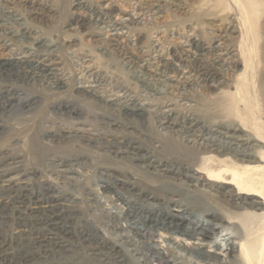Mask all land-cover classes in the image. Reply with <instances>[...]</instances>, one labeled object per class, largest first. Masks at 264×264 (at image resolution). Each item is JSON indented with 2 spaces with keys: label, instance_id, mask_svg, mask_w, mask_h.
<instances>
[{
  "label": "rangeland",
  "instance_id": "rangeland-1",
  "mask_svg": "<svg viewBox=\"0 0 264 264\" xmlns=\"http://www.w3.org/2000/svg\"><path fill=\"white\" fill-rule=\"evenodd\" d=\"M105 2L0 0V53L11 63L0 71V264L212 263L187 251L193 240L177 245L181 236L144 225L145 210L170 197L193 221H228L213 225L207 250L260 238L264 209L244 213L204 184L191 173L195 155L159 132L161 121L193 118L247 133L264 152V0ZM128 12L137 18L114 24ZM217 35L236 49L221 60ZM183 71L186 80L166 79ZM84 82L94 95L78 90ZM139 104L142 113L127 110ZM135 148L166 167L144 168ZM246 160L258 164L256 153Z\"/></svg>",
  "mask_w": 264,
  "mask_h": 264
},
{
  "label": "bare ground",
  "instance_id": "bare-ground-1",
  "mask_svg": "<svg viewBox=\"0 0 264 264\" xmlns=\"http://www.w3.org/2000/svg\"><path fill=\"white\" fill-rule=\"evenodd\" d=\"M104 1H106L105 6L113 2V0ZM125 13L115 18V25H121L126 19H134L138 16V14L134 12ZM123 16L129 17L124 18ZM111 35L112 33L110 32L105 33V37L107 38ZM161 38L162 35L154 38V45H156ZM217 38V44L215 47L218 49L220 48L221 50L218 57L220 60L224 57V55H227L228 51L236 50L235 48L230 49L224 45V36L217 35ZM180 44L188 48L184 50L189 51V47L196 44V41L193 39L192 34H189L187 35V38L181 41ZM1 48L2 45L0 46V50ZM167 52L169 51L167 50ZM20 58H22V56L16 57V61H20ZM9 64H11L10 61L8 62L7 59H4L0 53V71H6ZM49 66L50 63L42 64V67H45V69L48 70H50ZM187 77V72L183 71L179 76H170L166 79L175 82L177 80H186ZM172 85L174 86V84ZM77 88L78 90L89 93L90 95H94L96 93L95 87L89 85L88 83L77 86ZM100 99L108 101L103 97H100ZM117 99V96L114 97V95H112V104ZM122 105L124 104L122 103ZM143 108V104H139L133 108H127V110L140 114L143 112ZM184 122L185 123H183L181 128H176L178 124L177 122L169 121V119L161 121V132L159 133L164 136V139L162 138V140L171 141V145L174 147L173 149L176 148L183 154L195 155L194 159L197 160L198 164L196 165V168L191 169L192 175L200 173L205 174L206 180H204V184H209L217 189H220L230 201H235L233 204L239 205L241 208L244 207V205H247L248 207L244 210V213H250V215L258 216L254 211L264 209V152L258 156V153L260 152L254 150V148L258 145H252L250 143L252 142L250 140L252 139V136H249L247 133L224 131L217 127H212L213 124L212 126L200 124L198 119H186ZM253 139L257 141L259 140L256 137H253ZM128 153L131 155L132 160H137L140 163L142 162L145 166L144 168H153V170H158L161 166H165L161 163V161L156 160L155 162L152 160L148 150L141 155L136 154V148L132 149ZM255 153L257 154L258 164L244 165V161H249L246 160V157L254 155ZM128 159H130V157ZM249 163H251V161ZM145 175L149 179L153 176V173L148 171ZM114 190L115 189L112 188V192H114ZM197 200H199V198H196V201ZM169 201L172 202V204L168 205V207L162 208L161 206L156 205L146 209V215L143 218L144 225L147 227L163 229L164 231H168V233H176L178 236H181L179 240H175L177 245L185 244L184 240H193V245H190V247L187 248V251L196 253L197 255L212 261V263L207 261L205 264H264V233L260 238H255V241L248 240L246 234L243 233L237 236L236 242L227 243L224 248H219V251H216V249L207 250L205 249L206 247L215 246V224L219 227L222 222H226L227 220L214 215L212 216L213 218L209 220L212 222L210 227L206 225V223L193 221L191 218L193 213L189 212L188 208L185 204L180 202V200L170 197ZM198 203L202 204L201 201ZM230 217L231 215L229 214L228 218ZM156 252L159 254V258L161 259L158 261L159 263L168 261L162 251L158 250Z\"/></svg>",
  "mask_w": 264,
  "mask_h": 264
}]
</instances>
